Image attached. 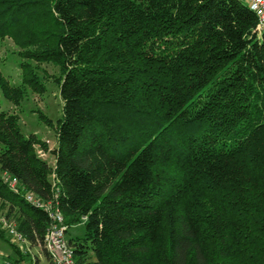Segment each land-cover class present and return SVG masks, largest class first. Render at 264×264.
Returning <instances> with one entry per match:
<instances>
[{
    "label": "trees",
    "instance_id": "16d2710c",
    "mask_svg": "<svg viewBox=\"0 0 264 264\" xmlns=\"http://www.w3.org/2000/svg\"><path fill=\"white\" fill-rule=\"evenodd\" d=\"M257 27L241 0H0L23 85L45 89L28 61L59 68L62 115L41 116L54 164L0 112V207L30 246L44 248L50 221L27 192L56 196L68 231L83 224L68 240L77 264H264ZM0 85L18 105L23 88L1 70Z\"/></svg>",
    "mask_w": 264,
    "mask_h": 264
},
{
    "label": "rangeland",
    "instance_id": "374dc122",
    "mask_svg": "<svg viewBox=\"0 0 264 264\" xmlns=\"http://www.w3.org/2000/svg\"><path fill=\"white\" fill-rule=\"evenodd\" d=\"M246 3V2H245ZM21 47L14 43L11 38H5L0 41V70L9 84L22 87L24 95L19 104L16 105L5 96L2 86L0 85V112L9 111L15 113L20 119V127L22 133L28 137L31 134L41 141L45 142L48 150H41L37 147L38 153L50 164H54V157L51 149L57 146V138L52 125H49L44 117L52 120L54 123L62 115V101L60 97L59 86L53 81V76L59 75V68L52 63L39 64L35 61H28L30 66L38 74L41 84L44 86L43 91H36L28 85L24 84L23 66L27 61L20 55ZM41 116L43 118H41ZM6 209L0 207V219L6 217ZM10 221L16 223L15 218H9ZM5 235H0V264H14L19 257L15 251V247L10 241V236L6 229L1 228ZM84 232L83 224L71 227L66 234L67 240L72 236L82 235ZM32 253L37 257L40 256V250L31 249ZM35 256V257H36ZM31 254H25V259L32 264ZM39 264H50L46 254L41 253Z\"/></svg>",
    "mask_w": 264,
    "mask_h": 264
},
{
    "label": "built area",
    "instance_id": "2783aa9c",
    "mask_svg": "<svg viewBox=\"0 0 264 264\" xmlns=\"http://www.w3.org/2000/svg\"><path fill=\"white\" fill-rule=\"evenodd\" d=\"M241 1L246 2L249 8L257 15V28L259 32H262L264 30V0ZM3 179L11 190L17 193L20 192L18 179L14 175L5 172L3 173ZM24 197L29 203L46 211L49 217L50 222L46 231L44 248L39 246L41 252L48 256L51 264H77L74 257V250L66 238L68 225L66 224L64 213L60 208L58 198L55 196L54 199L44 200L30 192H27ZM84 219L85 217H83ZM0 226L6 229L11 241L16 244L23 254H31L33 262L35 263L36 257L31 251L32 247L23 233L18 230L17 223L4 217L0 219ZM16 264H29V262L21 260Z\"/></svg>",
    "mask_w": 264,
    "mask_h": 264
},
{
    "label": "crops",
    "instance_id": "0c3cea01",
    "mask_svg": "<svg viewBox=\"0 0 264 264\" xmlns=\"http://www.w3.org/2000/svg\"><path fill=\"white\" fill-rule=\"evenodd\" d=\"M37 249L39 250V248H37ZM41 253H42V252H40V256H41ZM44 254H45V253H44ZM35 256H36V255H35ZM40 256H39V257L36 256L35 263L39 262ZM35 263L32 262V264H35ZM38 264H39V263H38Z\"/></svg>",
    "mask_w": 264,
    "mask_h": 264
}]
</instances>
